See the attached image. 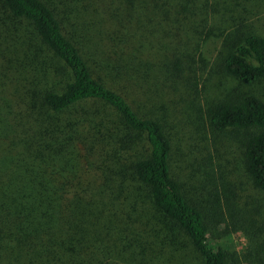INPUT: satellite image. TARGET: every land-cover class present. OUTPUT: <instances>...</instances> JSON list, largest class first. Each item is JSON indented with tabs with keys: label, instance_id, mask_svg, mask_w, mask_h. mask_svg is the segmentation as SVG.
I'll list each match as a JSON object with an SVG mask.
<instances>
[{
	"label": "trees",
	"instance_id": "1",
	"mask_svg": "<svg viewBox=\"0 0 264 264\" xmlns=\"http://www.w3.org/2000/svg\"><path fill=\"white\" fill-rule=\"evenodd\" d=\"M262 29L264 0H0V264H155L165 244L227 264L177 174L180 87L239 152L256 199L212 178L207 203L264 264Z\"/></svg>",
	"mask_w": 264,
	"mask_h": 264
},
{
	"label": "rangeland",
	"instance_id": "2",
	"mask_svg": "<svg viewBox=\"0 0 264 264\" xmlns=\"http://www.w3.org/2000/svg\"><path fill=\"white\" fill-rule=\"evenodd\" d=\"M260 32L264 35V29ZM214 46V39L212 38L204 43L201 52H203L205 61L214 55ZM203 78H207V76L204 74ZM188 81L194 84L195 80L191 77ZM205 85L208 87L209 83ZM180 89L181 87L175 93H169L171 92L169 91L165 94L167 100H172L177 104V108L174 110L175 114H173L176 117L174 125L178 127L175 134L176 141L174 142V149L178 155L177 164L179 169H177V174L184 185L188 198L197 202L201 211L206 215V221L209 226V238L215 248L227 253V264H248L245 253L251 246L245 233L233 225L229 213L225 209H223L222 215H218L217 211H211V203H207L208 200L211 201V196L209 195L212 191V184L210 180L213 178L218 184L226 183L229 185L236 192V196L240 195V197H236L239 204H242L248 198L256 199V194L248 185L247 179L242 172V165L238 161L237 156L238 150L236 149L235 151L231 146L228 152L225 153L221 145L217 147V152L213 150L212 139L215 137H213L212 131L208 129L206 122L198 120V114L193 108L194 105L198 106V101L193 102L192 109L189 108L190 110H187V108H184L182 110L185 105L179 101V97L185 98V96L179 94ZM197 90L201 91V83ZM195 96L192 88L190 98ZM198 96L200 97V103L204 102L203 99L208 100L209 97L201 93ZM187 101H189V97L185 101L186 105ZM200 105L202 106V104ZM207 174L211 176L208 184ZM218 218L220 222L216 221ZM145 220L144 223H147L148 226L144 229H153V223L149 221V216ZM159 225L163 226V224ZM156 229L163 228L159 226ZM176 237V242L180 244L185 241L183 235H176ZM165 245L162 255L158 253L160 251L159 248L157 251L154 250L155 264H199L188 248L183 250H178L177 248L178 252L171 254L167 248L169 245Z\"/></svg>",
	"mask_w": 264,
	"mask_h": 264
}]
</instances>
